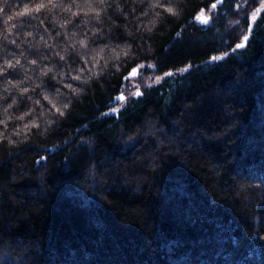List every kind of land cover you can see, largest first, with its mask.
I'll return each mask as SVG.
<instances>
[{
  "label": "trees",
  "instance_id": "16d2710c",
  "mask_svg": "<svg viewBox=\"0 0 264 264\" xmlns=\"http://www.w3.org/2000/svg\"><path fill=\"white\" fill-rule=\"evenodd\" d=\"M262 1L0 0V264H264Z\"/></svg>",
  "mask_w": 264,
  "mask_h": 264
},
{
  "label": "snow or ice",
  "instance_id": "6c2138e0",
  "mask_svg": "<svg viewBox=\"0 0 264 264\" xmlns=\"http://www.w3.org/2000/svg\"><path fill=\"white\" fill-rule=\"evenodd\" d=\"M50 2H51V0H50ZM44 7H46V5H44V4H40V5L37 6V8H36L35 10H36V11H39L41 8H44ZM212 7L215 8L216 5L213 4ZM27 11H28V9H25V12H27ZM168 11L171 12L172 9L169 8ZM262 11H264V9H262ZM23 14H24V13H23ZM198 19H199V17H198ZM252 19H253V20L256 19V13H255V12L252 13ZM204 22L207 23V20L205 19ZM248 39H249V37H248L247 35H245V36L243 37V40H244V41H247ZM244 46H245V45H244L243 43H240V44H237V45H236L237 48H243ZM211 59H212L213 61H216V60L221 59V57L212 56ZM33 63H35V61H33ZM9 67H11V65H9ZM131 74H132V76H136V75H137V71H136V70H133ZM166 75H169V76H170V75H172V74H171V73H167ZM77 79H78V77H77ZM135 95L139 96V95H141V93L138 91V92L135 93ZM124 99H126V98H125L123 95H121V96L119 97V100H124ZM57 111H59V109H57Z\"/></svg>",
  "mask_w": 264,
  "mask_h": 264
},
{
  "label": "rangeland",
  "instance_id": "374dc122",
  "mask_svg": "<svg viewBox=\"0 0 264 264\" xmlns=\"http://www.w3.org/2000/svg\"><path fill=\"white\" fill-rule=\"evenodd\" d=\"M263 6H264V0L262 1L260 7H263ZM198 17H199V19H198ZM198 17H197V21L200 24L205 25V26L206 25H209L210 22H211V19H212V11L210 9H208L207 11L204 10V11H202V12L199 13ZM205 19L207 20V23L204 22Z\"/></svg>",
  "mask_w": 264,
  "mask_h": 264
},
{
  "label": "clouds",
  "instance_id": "9594fccd",
  "mask_svg": "<svg viewBox=\"0 0 264 264\" xmlns=\"http://www.w3.org/2000/svg\"><path fill=\"white\" fill-rule=\"evenodd\" d=\"M4 2L6 3L7 2V0H4ZM104 2V0H101V3H103ZM85 47H86V45H85ZM64 57L63 56H61V59H63ZM93 59H95V57H93ZM78 77V79H80V77L79 76H77ZM77 77H75V79H77ZM77 79V80H78ZM68 87H71V85H68ZM73 91H75V89H73ZM3 99V97L2 96H0V100H2ZM35 103H39V101H35ZM66 107V106H65ZM41 115H44V113H41ZM17 119H23V117H18ZM0 123H6V121H0ZM39 125L38 124H30V125H27V127L28 128H31V127H38ZM21 131H23V129H21ZM3 134L2 133H0V136H2Z\"/></svg>",
  "mask_w": 264,
  "mask_h": 264
},
{
  "label": "water",
  "instance_id": "95a60500",
  "mask_svg": "<svg viewBox=\"0 0 264 264\" xmlns=\"http://www.w3.org/2000/svg\"><path fill=\"white\" fill-rule=\"evenodd\" d=\"M133 70L138 71L137 68H134ZM121 95H123V93L117 95V96L115 97V100H114L112 103H113V104H117L118 102H120L121 100H119V97H120ZM123 96H124V95H123Z\"/></svg>",
  "mask_w": 264,
  "mask_h": 264
}]
</instances>
